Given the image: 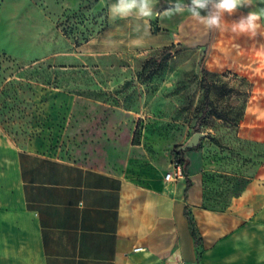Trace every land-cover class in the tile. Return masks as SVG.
<instances>
[{
    "label": "rangeland",
    "instance_id": "rangeland-1",
    "mask_svg": "<svg viewBox=\"0 0 264 264\" xmlns=\"http://www.w3.org/2000/svg\"><path fill=\"white\" fill-rule=\"evenodd\" d=\"M244 7L223 13L219 27L192 16L196 37L106 54L96 49L115 16L108 0H0V139L135 181L169 169L181 150L206 200L224 205L236 188L228 173L242 164L252 176L264 159V84L243 78L246 38L233 30ZM202 78L217 112L200 120Z\"/></svg>",
    "mask_w": 264,
    "mask_h": 264
},
{
    "label": "crops",
    "instance_id": "crops-1",
    "mask_svg": "<svg viewBox=\"0 0 264 264\" xmlns=\"http://www.w3.org/2000/svg\"><path fill=\"white\" fill-rule=\"evenodd\" d=\"M190 3L152 0L151 17L137 10L115 13L98 33L96 50L159 48L175 43L176 35L196 37L201 31L188 9L168 19L175 12L169 8ZM244 4L243 20L251 12L260 19L254 33L243 32L241 72L264 84V0ZM0 140V264H264V159L252 176L242 164L240 173H228L236 176V188L224 205H207L202 176L189 165V156L186 173L175 182L163 179L173 163L135 181L58 160L33 144L19 148Z\"/></svg>",
    "mask_w": 264,
    "mask_h": 264
},
{
    "label": "clouds",
    "instance_id": "clouds-1",
    "mask_svg": "<svg viewBox=\"0 0 264 264\" xmlns=\"http://www.w3.org/2000/svg\"><path fill=\"white\" fill-rule=\"evenodd\" d=\"M210 0H191L190 5L187 6L188 11L194 16L198 17L206 23L208 27H219L221 22V15L225 12L231 14L238 7L245 3V0H215V8L217 12L205 17H201V9H205ZM132 10H137L138 13L144 17H151L152 12V0H119L118 5L113 6V12L120 15H127ZM175 10L182 11L183 8L177 4ZM264 13V9L261 10ZM260 19V15L256 12L248 14L246 19L241 20L239 24L233 26V30L240 32H255L258 27L257 21Z\"/></svg>",
    "mask_w": 264,
    "mask_h": 264
},
{
    "label": "trees",
    "instance_id": "trees-1",
    "mask_svg": "<svg viewBox=\"0 0 264 264\" xmlns=\"http://www.w3.org/2000/svg\"><path fill=\"white\" fill-rule=\"evenodd\" d=\"M201 84H202V87L204 89V92H203V108L201 110V114H200V117H199L200 120H202V119H204L206 117L208 111H211L213 113L217 112L216 108L214 107V105L212 103V100L209 97L210 87H209L208 84L205 83V79L204 78H202ZM183 153L184 152L181 151V150H177V149L173 150V162H172L173 164L179 165L181 167L182 174L186 173L185 168H186V165L188 163L187 160L185 159ZM185 180H186V186L188 187L190 185V181L188 180L187 177L185 178ZM235 185H237V179L236 178H235ZM217 194H218V192H215V194L213 192L212 195H214V196L211 195L210 197L213 198ZM206 197H207V195L205 194V201L207 202V205H210L212 202H208L206 200ZM214 204L218 205L217 203H214ZM186 217H187V220H188L190 235L193 238L194 246L197 247L199 238H198V236L196 234V230H195L194 224H193L191 218L187 214H186Z\"/></svg>",
    "mask_w": 264,
    "mask_h": 264
},
{
    "label": "built area",
    "instance_id": "built-area-1",
    "mask_svg": "<svg viewBox=\"0 0 264 264\" xmlns=\"http://www.w3.org/2000/svg\"><path fill=\"white\" fill-rule=\"evenodd\" d=\"M183 176L182 171H181V167L179 165L173 164L171 167V171L167 172L163 179L164 182L166 183H172L175 182L178 179H181ZM140 248H135L134 250L137 251Z\"/></svg>",
    "mask_w": 264,
    "mask_h": 264
},
{
    "label": "water",
    "instance_id": "water-1",
    "mask_svg": "<svg viewBox=\"0 0 264 264\" xmlns=\"http://www.w3.org/2000/svg\"><path fill=\"white\" fill-rule=\"evenodd\" d=\"M201 136L200 133H195L192 138L190 139V141L182 147L183 150H187L190 149L191 147L195 146L198 142L199 137Z\"/></svg>",
    "mask_w": 264,
    "mask_h": 264
}]
</instances>
